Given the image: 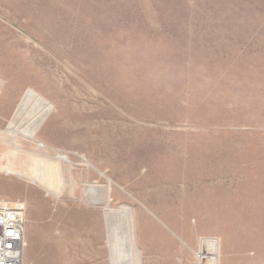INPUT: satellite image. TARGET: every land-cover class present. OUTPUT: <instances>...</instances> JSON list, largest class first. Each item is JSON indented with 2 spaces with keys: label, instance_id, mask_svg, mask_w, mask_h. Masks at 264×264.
Wrapping results in <instances>:
<instances>
[{
  "label": "rangeland",
  "instance_id": "1",
  "mask_svg": "<svg viewBox=\"0 0 264 264\" xmlns=\"http://www.w3.org/2000/svg\"><path fill=\"white\" fill-rule=\"evenodd\" d=\"M0 200L24 264H264V0H0Z\"/></svg>",
  "mask_w": 264,
  "mask_h": 264
},
{
  "label": "built area",
  "instance_id": "2",
  "mask_svg": "<svg viewBox=\"0 0 264 264\" xmlns=\"http://www.w3.org/2000/svg\"><path fill=\"white\" fill-rule=\"evenodd\" d=\"M25 232L23 202L0 200V264H24Z\"/></svg>",
  "mask_w": 264,
  "mask_h": 264
},
{
  "label": "bare ground",
  "instance_id": "3",
  "mask_svg": "<svg viewBox=\"0 0 264 264\" xmlns=\"http://www.w3.org/2000/svg\"><path fill=\"white\" fill-rule=\"evenodd\" d=\"M30 94V93H29ZM30 97H31V95H30ZM28 98V96L27 97H25V100ZM198 256V255H197ZM199 258V257H198ZM201 259V258H200Z\"/></svg>",
  "mask_w": 264,
  "mask_h": 264
}]
</instances>
